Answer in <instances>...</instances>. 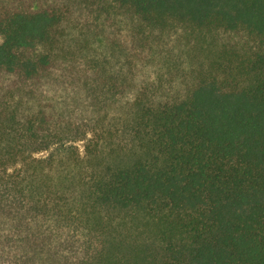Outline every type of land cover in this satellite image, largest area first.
Wrapping results in <instances>:
<instances>
[{
  "label": "trees",
  "instance_id": "trees-1",
  "mask_svg": "<svg viewBox=\"0 0 264 264\" xmlns=\"http://www.w3.org/2000/svg\"><path fill=\"white\" fill-rule=\"evenodd\" d=\"M88 18L171 45L107 132L122 84L46 50ZM0 36V264H264V0H0Z\"/></svg>",
  "mask_w": 264,
  "mask_h": 264
},
{
  "label": "rangeland",
  "instance_id": "rangeland-1",
  "mask_svg": "<svg viewBox=\"0 0 264 264\" xmlns=\"http://www.w3.org/2000/svg\"><path fill=\"white\" fill-rule=\"evenodd\" d=\"M90 20H82L80 24L70 20L61 22L55 32V43L47 46L46 50L52 49L76 59L91 60L97 64L99 71L118 79L122 84L115 101L108 100L107 104H102L101 110L87 114L92 119L101 118L102 128L107 132L121 122L130 103L140 95L145 84L156 83L161 73L167 75L161 57L164 49L171 45L133 49L134 44L121 23L115 21L114 25H103L105 31L102 32L101 24L95 26ZM12 102L18 108L19 118L23 120L34 115L38 108L36 97L23 91L14 92ZM79 150L82 151L81 142Z\"/></svg>",
  "mask_w": 264,
  "mask_h": 264
}]
</instances>
